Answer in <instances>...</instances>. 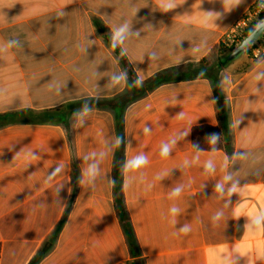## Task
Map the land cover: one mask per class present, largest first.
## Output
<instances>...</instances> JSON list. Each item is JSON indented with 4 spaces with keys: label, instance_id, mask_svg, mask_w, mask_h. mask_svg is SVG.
Listing matches in <instances>:
<instances>
[{
    "label": "crops",
    "instance_id": "obj_1",
    "mask_svg": "<svg viewBox=\"0 0 264 264\" xmlns=\"http://www.w3.org/2000/svg\"><path fill=\"white\" fill-rule=\"evenodd\" d=\"M257 1L0 0V264H264V58L219 55Z\"/></svg>",
    "mask_w": 264,
    "mask_h": 264
},
{
    "label": "trees",
    "instance_id": "obj_2",
    "mask_svg": "<svg viewBox=\"0 0 264 264\" xmlns=\"http://www.w3.org/2000/svg\"><path fill=\"white\" fill-rule=\"evenodd\" d=\"M262 19H264V11L259 16V21H261ZM256 24H257L256 22L250 24V26L244 30V32L242 34V38L240 40L245 38L254 29ZM235 47L236 46L227 47L221 42V44L219 45V55H221V57L224 58V60H226L229 57V55L231 54V52L234 50ZM248 51H250V49L245 51V53H247ZM220 60H221V58H220ZM122 63H123L124 69L128 75L129 80L130 81L134 80L133 71L130 68V66L128 65V63L125 60H122ZM112 103L113 102H111V101H105V100H85V101L81 102L80 104H78V107H81V108H86L89 106H100V107H102V106H110V105H112ZM219 118H220L221 123L217 127L201 126V127H197L194 129V131H193V142H194L195 147H198L199 149H208V150H216L220 147L222 140L229 135V131H228V125H227L226 118L222 112L219 114ZM0 120L4 121V122L12 121L13 120V114L0 115ZM115 180L118 183V181H119V175L118 174L115 177ZM117 189H118V195L120 196L121 190H120V188H117ZM118 211H119V217H120L121 222L124 226L128 240L132 245L134 242V238L132 236V231L130 228L129 219H128V216H127V214L124 210V207L122 205V201H120V200H119V204H118Z\"/></svg>",
    "mask_w": 264,
    "mask_h": 264
},
{
    "label": "built area",
    "instance_id": "obj_3",
    "mask_svg": "<svg viewBox=\"0 0 264 264\" xmlns=\"http://www.w3.org/2000/svg\"><path fill=\"white\" fill-rule=\"evenodd\" d=\"M264 11V0L255 2L249 11L240 18L232 30L227 34L222 43L227 47L237 46L241 42L244 30L252 23L259 22V16ZM250 58L253 62H259L264 58V34L250 48Z\"/></svg>",
    "mask_w": 264,
    "mask_h": 264
},
{
    "label": "water",
    "instance_id": "obj_4",
    "mask_svg": "<svg viewBox=\"0 0 264 264\" xmlns=\"http://www.w3.org/2000/svg\"><path fill=\"white\" fill-rule=\"evenodd\" d=\"M264 34V19L259 21L254 29L241 40V42L234 48V50L229 55V59L237 57L239 54L247 51L254 45Z\"/></svg>",
    "mask_w": 264,
    "mask_h": 264
},
{
    "label": "rangeland",
    "instance_id": "obj_5",
    "mask_svg": "<svg viewBox=\"0 0 264 264\" xmlns=\"http://www.w3.org/2000/svg\"><path fill=\"white\" fill-rule=\"evenodd\" d=\"M243 54V53H242ZM241 56V54H239L237 57Z\"/></svg>",
    "mask_w": 264,
    "mask_h": 264
},
{
    "label": "snow or ice",
    "instance_id": "obj_6",
    "mask_svg": "<svg viewBox=\"0 0 264 264\" xmlns=\"http://www.w3.org/2000/svg\"><path fill=\"white\" fill-rule=\"evenodd\" d=\"M137 163H140V161H137Z\"/></svg>",
    "mask_w": 264,
    "mask_h": 264
}]
</instances>
